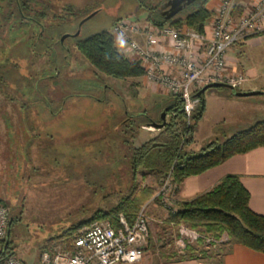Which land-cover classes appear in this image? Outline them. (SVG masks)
Segmentation results:
<instances>
[{"label": "rangeland", "instance_id": "1", "mask_svg": "<svg viewBox=\"0 0 264 264\" xmlns=\"http://www.w3.org/2000/svg\"><path fill=\"white\" fill-rule=\"evenodd\" d=\"M20 1L27 6L25 19L15 20L14 12L10 22L1 20L14 3L0 11V200L12 217L0 250L8 241L13 255L26 264H39L45 247H69L64 236L69 227L81 224L78 232L104 221L93 217L112 209L134 182L137 187L152 186L157 193L160 181L148 173L138 172L133 181L128 147L160 133L142 115L157 120L169 94L143 77L117 80L96 73L74 42L102 30L111 33L122 18L146 20L142 4H157L159 9L164 0ZM247 51L244 60L259 77L253 82L247 72L233 71L227 62L230 73L247 76L241 87L264 82V44ZM211 90L227 92L224 88L204 92L210 108L197 122L193 142L185 147L190 154L245 127H231L235 117L225 107V123L215 121L220 112ZM249 97L264 100V94ZM193 103L196 109L199 97ZM129 115L135 118L127 123ZM252 120H264V115ZM175 184L173 205L178 210L181 201L175 197L179 189ZM155 195L144 209L148 227L144 258L134 264L192 256L212 262L233 243L225 234L215 238L185 223H167L170 213ZM191 232L197 234L193 240ZM187 246L195 250L189 253Z\"/></svg>", "mask_w": 264, "mask_h": 264}, {"label": "trees", "instance_id": "2", "mask_svg": "<svg viewBox=\"0 0 264 264\" xmlns=\"http://www.w3.org/2000/svg\"><path fill=\"white\" fill-rule=\"evenodd\" d=\"M2 2L3 5H1ZM208 2L209 0H195L168 20L160 15L157 4L145 3L142 7L145 19L156 26H169L175 29L190 28L204 33L205 26L213 15V12L207 8ZM11 3H14V9L8 16L1 15V20L10 22L14 12L17 13L15 20L25 19L23 15L27 6L24 1L1 0L0 11L5 6L8 9L11 8ZM233 14L236 15L237 12L233 11ZM40 29L42 30L43 27L40 26ZM74 46L98 74L117 80L139 78L144 74L143 67L138 61H131L118 51L114 37L108 30L78 38ZM161 103L163 105L158 109L160 117L157 120H153L146 113L142 115L146 118L147 124H159L162 122L161 112L166 109L165 117L168 119L164 127L160 129V133L137 147L131 144L128 147L133 181L141 171L160 182L170 175L172 182L181 184L186 178L202 174L224 163L232 156L245 154L264 146V120H258L237 130L219 143L208 144L201 153L190 154L185 147L193 142L196 124L203 115L205 106L203 94L199 96V104L189 120L183 111L180 96L169 95ZM154 195L155 190L152 186L137 187L134 182L128 194L121 198L112 209L98 212L93 218L104 219L116 227L118 216L122 214L128 223H132L141 207L153 199ZM249 199L250 194L243 187L239 176L227 175L211 190L191 200L181 201L179 209L175 213H170L166 222L185 223L215 238L225 234L233 243L264 254V215L256 214L250 209ZM11 224L12 219L9 228ZM81 226V224L74 225L66 230L64 236L69 243ZM51 248L52 246L45 247L43 251ZM194 250L192 246H187L189 253ZM10 253L7 242L0 250V260Z\"/></svg>", "mask_w": 264, "mask_h": 264}, {"label": "built area", "instance_id": "3", "mask_svg": "<svg viewBox=\"0 0 264 264\" xmlns=\"http://www.w3.org/2000/svg\"><path fill=\"white\" fill-rule=\"evenodd\" d=\"M233 0H221L210 19L211 35L190 28L156 26L147 20L119 19L112 26L118 51L143 67V78L151 87H161L169 95L180 96L189 120L195 110L193 94L211 82H223L239 89L246 75L230 73L227 53L235 44L264 34V0L237 15ZM123 40V45L120 40ZM176 184L170 175L163 179L155 195L163 210L175 213ZM147 205V204H145ZM145 205L134 221L120 214L116 227L108 221H95L74 236L69 247L40 252L39 264H134L143 257L148 236ZM11 212L0 200V244L3 245L11 222ZM197 237L191 232L190 240ZM4 247V246H3ZM0 264H26L7 254Z\"/></svg>", "mask_w": 264, "mask_h": 264}, {"label": "crops", "instance_id": "4", "mask_svg": "<svg viewBox=\"0 0 264 264\" xmlns=\"http://www.w3.org/2000/svg\"><path fill=\"white\" fill-rule=\"evenodd\" d=\"M220 1L221 0H209V2L207 3V8L213 12L219 5ZM256 1L257 0H233L232 12L234 11L238 14L241 11H244L245 9L253 6ZM204 33L208 37H210V20L205 26ZM263 44L264 34L261 36L250 37L245 41L235 44L233 47H231V49L227 53V62L231 70H242L243 72H247L249 75L248 81L250 82L258 79L259 77L255 69L253 71L251 68H249V63H247L244 58H246L248 49L260 47ZM242 51L243 53H241ZM261 87H264V82H260L257 84L253 83L250 85H246L245 87L242 86L239 88V90L264 91L263 89H260ZM211 92V98L217 100L219 105L218 109L220 114L217 116V118H215V121H217L218 123H225L223 114L224 107L225 110H228V112L235 117V122L231 124V127L247 126L253 123L252 119H257L264 115V100L261 98L259 99V97L257 99H253L254 97H236L234 95H231L229 91L222 93L219 90H211ZM203 97L205 106L201 119L206 116L210 108V103L208 97L205 96V93L203 94ZM110 114H112V112H110ZM122 114H124V116L128 115V110H126ZM54 115L55 113L52 112L51 119H55V117H53ZM110 117H107V121ZM111 118L108 121L110 124L113 123V119ZM134 118L135 115H131L126 118L125 122L129 123ZM150 137H148V139ZM227 137L228 135L223 138L225 139ZM146 138L142 139L141 144L145 142V140H148ZM211 143L213 142H210L208 144ZM190 152H194L193 149L190 150ZM227 175L239 176L243 187L250 194V209L256 214L264 215V146L255 148L245 154L232 156L224 163L211 168L203 172L202 174L186 178L181 184H179V189L175 197L178 198L179 201L191 200L196 196L211 190L223 177ZM151 206L156 209L157 204L153 202ZM143 258L144 252L142 259ZM208 259L209 258L173 259L165 262H158L157 264H264V254L255 252L235 243L229 244L228 249L225 250L222 255H217V257L215 258L216 261L208 262Z\"/></svg>", "mask_w": 264, "mask_h": 264}, {"label": "water", "instance_id": "5", "mask_svg": "<svg viewBox=\"0 0 264 264\" xmlns=\"http://www.w3.org/2000/svg\"><path fill=\"white\" fill-rule=\"evenodd\" d=\"M195 0H166L164 3H162L159 6V13L160 15H162L165 19H170L172 17H174L176 14H178L179 12H181L185 7H187L189 4H191L192 2H194ZM79 33L73 35L74 37L78 36ZM63 41V38L61 39V42ZM210 88H224L226 90L229 91V93L231 95H234L236 97H249V96H257V95H262L264 94V91L261 90H251V91H241L239 89L234 88L233 86L227 84V83H223V82H211L207 85H205L204 87H202L195 95V98H198L199 96H201L207 89ZM165 112L166 109L164 111L161 112V120L162 122L157 124V123H151V125L153 127H155L156 129H161L164 127L166 120H165ZM9 234V230L6 233V238L8 237ZM8 241H6L7 244Z\"/></svg>", "mask_w": 264, "mask_h": 264}, {"label": "clouds", "instance_id": "6", "mask_svg": "<svg viewBox=\"0 0 264 264\" xmlns=\"http://www.w3.org/2000/svg\"><path fill=\"white\" fill-rule=\"evenodd\" d=\"M123 43H124V42H123V40L121 39V40H120V44L123 45Z\"/></svg>", "mask_w": 264, "mask_h": 264}, {"label": "flooded vegetation", "instance_id": "7", "mask_svg": "<svg viewBox=\"0 0 264 264\" xmlns=\"http://www.w3.org/2000/svg\"><path fill=\"white\" fill-rule=\"evenodd\" d=\"M166 0H164V1H162L161 3H159V5L158 6H160L162 3H164Z\"/></svg>", "mask_w": 264, "mask_h": 264}]
</instances>
